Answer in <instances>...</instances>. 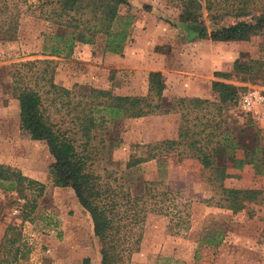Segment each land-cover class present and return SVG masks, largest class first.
<instances>
[{"label":"rangeland","instance_id":"rangeland-1","mask_svg":"<svg viewBox=\"0 0 264 264\" xmlns=\"http://www.w3.org/2000/svg\"><path fill=\"white\" fill-rule=\"evenodd\" d=\"M126 1L111 28L113 33L126 34L118 54L109 51L106 35L99 34L91 44L75 42L68 56H51L48 47L60 44L52 37L61 36L63 30L44 19L48 7L39 0H0V166L38 183L32 187L24 183L22 193L0 190V264H84V259L86 264H100L101 260L100 242L88 213L72 189L53 185L49 168L54 159L45 142L20 136L15 79L21 76L19 86L39 92L46 114L58 128L67 130L82 153V140L71 121L83 107L77 108L78 102L92 101L84 98L89 89L144 98L153 71L163 78V103H179V99L220 103L211 87L217 80L236 90L235 105L221 112L206 105L198 110L186 105L177 113L109 119L91 142L88 170L102 182H125L135 194L138 184L132 182L139 179L156 183L157 191L170 189L186 199L188 228L173 234L167 230L168 219L149 218L138 251L123 264H264V178L251 165L236 169L228 156L218 161L227 173L219 187L212 171L202 170L197 160L176 151L143 163L124 177L129 155L176 138L182 122L192 131L195 123L222 119L220 131L238 137L244 145L251 144L254 131L264 137V34L248 41L214 42L208 38L213 27L203 10L207 38L200 40L195 27L178 22L179 11L168 0ZM235 62L241 65L239 72L234 71ZM46 68L53 71V83L69 92L68 97L45 93ZM216 72L228 77L216 79ZM152 99L155 102L156 97ZM231 150L235 159H241V150L236 146ZM221 187L261 191L260 200L233 212L219 206Z\"/></svg>","mask_w":264,"mask_h":264},{"label":"trees","instance_id":"trees-1","mask_svg":"<svg viewBox=\"0 0 264 264\" xmlns=\"http://www.w3.org/2000/svg\"><path fill=\"white\" fill-rule=\"evenodd\" d=\"M39 1L44 7H48L44 19L63 30L61 36L52 37L60 44L56 43L48 47L51 56L61 54L68 56L72 53L75 42L91 44L93 38L99 34L106 35L110 52L119 53L121 45L126 40V34L113 33L111 28L119 7L128 5L126 0ZM168 2L178 9V22L195 27L196 35L200 40L207 38L201 19L203 10L207 12L209 25L213 27L208 38L214 42L248 41L251 37L264 34V0H168ZM30 64L27 63V66ZM240 70L241 65L235 62L234 71ZM43 73L49 75L48 78L42 79L47 85L46 94L68 97L67 90L53 83V71H48L46 68ZM214 76L216 79L228 77L219 72ZM21 78V76L16 78L13 84L19 105L20 136L31 141L45 142L54 159V163L49 168L53 185L72 189L78 203L88 213L94 236L100 242V264H123L130 255L137 252L142 229L147 220L153 216L168 219L167 230L170 233L179 234L188 228L189 214L185 210L186 199H183L180 193L170 189L157 191L156 183L140 182L139 179L132 182L133 186L138 184L136 188L139 191L135 194L126 188L125 182L118 185L102 182L99 176L88 170L87 163L90 156L87 148L101 135L102 130L106 129L104 125L109 119L112 121L115 118L166 115L177 113L186 105H192L193 110L206 105L221 112L229 105H235L232 102L236 98V90L231 85L217 80L212 82V91L218 94L220 103H201L198 99H195L194 103H183L185 99L177 100L179 103H163L165 102L162 96L164 82L162 75L156 71L149 72V95L144 98L119 97L108 91L89 89L88 95L84 98H90L92 101L83 105L82 102H78L77 108L83 107L71 121L76 128V134H79L82 140L83 151L80 153L76 149V141L67 130L62 131L58 128L46 114L39 92L30 87L19 86ZM152 96L156 97L155 102L152 101ZM51 103L54 101L51 100ZM99 114H101L100 118H97L96 115ZM193 120L199 121L196 117ZM214 121L215 119L211 118L200 125L195 123L192 131L185 126L187 122H182L178 127L176 138L146 145L139 155H129L126 163V170L129 172L124 177L133 174L135 168L143 163L177 151L179 156L197 160L202 170L212 171L218 186L227 177L225 167L219 166L218 161L227 156L234 159L236 169L251 165L254 172L264 178L262 141L264 137H261L258 131H254L250 139L251 144L244 145L238 141V137H231L228 132L220 131L222 119L215 123ZM202 125V132L196 131V128ZM207 129L210 130L204 134V138H199V135ZM229 139L232 140V145ZM208 146L210 147L207 149ZM232 146L242 151L241 159L234 158L235 150H231ZM24 183L28 187L38 185L21 176L20 173L0 166L2 192L22 193ZM260 195L261 191L256 190L222 188V203L219 206L238 212L247 204L260 200L258 199ZM87 262L88 259L83 260L84 264Z\"/></svg>","mask_w":264,"mask_h":264},{"label":"built area","instance_id":"built-area-1","mask_svg":"<svg viewBox=\"0 0 264 264\" xmlns=\"http://www.w3.org/2000/svg\"><path fill=\"white\" fill-rule=\"evenodd\" d=\"M261 99H262V98H260V99H258V100H259V101H262Z\"/></svg>","mask_w":264,"mask_h":264}]
</instances>
